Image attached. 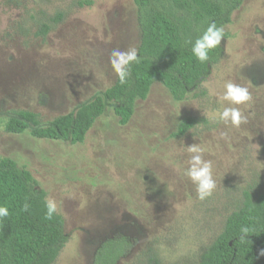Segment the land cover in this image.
<instances>
[{
  "label": "rangeland",
  "instance_id": "374dc122",
  "mask_svg": "<svg viewBox=\"0 0 264 264\" xmlns=\"http://www.w3.org/2000/svg\"><path fill=\"white\" fill-rule=\"evenodd\" d=\"M77 1L0 0V157L30 170L56 201L69 240L55 264H93L100 243L119 234L134 246L117 264H146L151 255L195 264L244 192L264 194V0L234 12L223 57L185 100L156 82L129 123L110 102L79 143L35 137L32 126L8 132L18 111L36 113L41 126L75 112L115 83L112 52L138 49L134 0ZM60 11L65 19L43 35L40 24ZM226 81L247 87L251 100H220ZM225 106L239 107L247 122L220 121ZM187 117L197 122L175 135ZM191 145L212 162L216 187L204 200L185 175Z\"/></svg>",
  "mask_w": 264,
  "mask_h": 264
},
{
  "label": "trees",
  "instance_id": "16d2710c",
  "mask_svg": "<svg viewBox=\"0 0 264 264\" xmlns=\"http://www.w3.org/2000/svg\"><path fill=\"white\" fill-rule=\"evenodd\" d=\"M244 1L134 0L141 35L139 62L130 65L126 82L120 83L117 76L104 92L46 126H41L36 113L18 111L7 122L6 130L22 133L32 126L35 137L79 143L110 102L115 104L119 122L129 123L136 101L146 99L156 82L166 86L176 101L185 100L207 80L224 55L220 44L211 50L208 61H198L192 53L195 40L211 22L223 28L228 25ZM92 3L77 1L80 7ZM64 19L65 13H55L48 22L40 24L41 33L47 35ZM196 122L194 117L185 118L175 135L185 134ZM47 194L39 188L30 170L20 167L12 158L0 157V205L9 209L8 216L0 217V264H55L69 237L60 213L56 212L50 220L45 218ZM242 227L250 230L244 241L240 240ZM133 246L132 240L123 234L105 239L94 254L93 264H117ZM261 248L264 194L254 196L245 191L241 206L227 216L223 230L195 264H264V256L258 254ZM146 264H160V259L151 255Z\"/></svg>",
  "mask_w": 264,
  "mask_h": 264
},
{
  "label": "clouds",
  "instance_id": "9594fccd",
  "mask_svg": "<svg viewBox=\"0 0 264 264\" xmlns=\"http://www.w3.org/2000/svg\"><path fill=\"white\" fill-rule=\"evenodd\" d=\"M224 36L225 29L222 26L218 27L215 22L209 23L204 33L195 40L192 46V53L195 58L202 63L208 61L209 53L221 44ZM187 43H191V41H187ZM133 62H139V57L135 48H130L128 51L114 50L112 52L111 65L118 75L120 83L123 84L126 82L130 75L129 67ZM204 86L207 87V84ZM223 88V94L219 99L227 101L229 105H242L251 100V94L247 87L232 81H226ZM217 115L220 121L225 124L231 123L233 127L237 128L241 123L247 122V117L242 115L239 107L235 106H225L222 110H218ZM188 151L194 155L191 156L189 167L185 175L196 185L198 199L204 200L213 194L216 187V181L213 178L212 172V162L203 159L202 149L197 145L189 146ZM45 206L47 209L45 218L50 220L58 210L57 203L55 200L48 198L45 202ZM24 208L27 210L28 206L25 205ZM8 215V207L0 205V217ZM249 231L248 227H242L240 229L241 241L248 238ZM258 254L264 256V248H261Z\"/></svg>",
  "mask_w": 264,
  "mask_h": 264
}]
</instances>
